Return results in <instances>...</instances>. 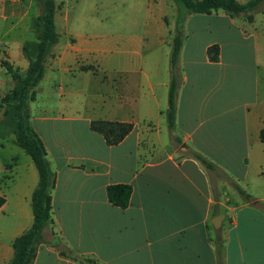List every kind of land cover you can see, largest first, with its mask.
<instances>
[{
    "label": "crops",
    "instance_id": "crops-1",
    "mask_svg": "<svg viewBox=\"0 0 264 264\" xmlns=\"http://www.w3.org/2000/svg\"><path fill=\"white\" fill-rule=\"evenodd\" d=\"M55 1L58 41L29 103L54 176L52 221L32 264H264V1L251 21L222 10L185 14L172 66V0H121L135 5L131 11L116 0H97L90 11L84 0ZM120 11L143 21L142 32L109 37L104 20L121 19ZM40 13L36 0H0V102L14 84L1 60L27 69L22 45L36 40ZM111 50L114 64L104 58ZM98 119L132 129L108 145L90 128ZM37 183L14 135L0 137V264L11 261L13 240L32 224ZM117 184L132 189L123 208L106 196Z\"/></svg>",
    "mask_w": 264,
    "mask_h": 264
},
{
    "label": "trees",
    "instance_id": "trees-1",
    "mask_svg": "<svg viewBox=\"0 0 264 264\" xmlns=\"http://www.w3.org/2000/svg\"><path fill=\"white\" fill-rule=\"evenodd\" d=\"M41 5V13L32 22L36 33V40L25 42L22 53L28 61V67L21 71L6 60H1V65L10 74L14 84L5 94L1 103L3 114L0 119V137L13 134L16 143L31 157L37 172L38 183L31 195V208L33 221L31 226L17 236L13 242V257L8 264H32L39 244L44 243L42 231L51 223V189L54 185V176L49 168L46 150L42 140L31 125L29 103L35 99V86L43 78L45 59L51 47L58 41V32L55 26V13L57 3L55 0H36ZM178 9L177 33L173 39L171 52V66L175 63L181 43L182 32L180 26L185 14H209L222 10L231 16H243L251 21L253 13L264 0H247L240 3L237 0H173ZM210 59L217 58V47L207 49ZM174 117V84L169 90V109L167 119L169 126L173 125ZM91 130L100 133L108 145L120 142L132 129L131 123L92 120ZM264 141V129L260 132ZM238 192L250 200L251 196L241 187H236ZM131 186L127 184L110 185L106 188V196L110 203L119 207H126L131 196ZM5 198L0 195V207Z\"/></svg>",
    "mask_w": 264,
    "mask_h": 264
},
{
    "label": "rangeland",
    "instance_id": "rangeland-1",
    "mask_svg": "<svg viewBox=\"0 0 264 264\" xmlns=\"http://www.w3.org/2000/svg\"><path fill=\"white\" fill-rule=\"evenodd\" d=\"M96 1L97 0H84L85 7H86L87 11H90L92 9V4H93V2H96ZM84 3H82V4H84ZM118 3L121 4L120 8L126 9L128 11H131L132 8L135 7V5H132V4H129L130 6H128V5L126 6L125 3H123L121 0H116V4H114V5H117ZM173 3H174V1H173ZM123 11H120V13L122 15L121 19H115L114 16L110 14L104 20V25H102V28H103V30H105L106 34L109 37H115L120 32H129V31H132V30H134L137 33H141L142 32V30L144 28L143 21L136 20L135 22L133 21V23H131V20L125 19L123 17L124 13L125 14L127 13V12H123ZM85 22L86 23L84 24V27H85L86 30H90V29L94 30L95 29L94 25H92L93 24L92 20H86ZM115 52L116 51L111 50V51H108V52L104 53V58L107 61H109L111 64H114L115 56L117 55V54H115ZM164 52L165 51L162 50V51L159 52V54L163 55ZM143 53H146L145 49H144ZM122 58H124V57L122 56ZM110 66L112 67V65H110ZM109 75L112 76V72H111V74H108V76ZM99 85H101V84H98V87H99ZM103 87H104V89H106L107 87H110V86H106V84H103ZM0 104H1V102H0ZM90 104H91V101H90ZM77 108L81 109V106L79 104H77ZM89 109H93V110H91V112L96 114L95 104H93V106L89 107Z\"/></svg>",
    "mask_w": 264,
    "mask_h": 264
},
{
    "label": "water",
    "instance_id": "water-1",
    "mask_svg": "<svg viewBox=\"0 0 264 264\" xmlns=\"http://www.w3.org/2000/svg\"><path fill=\"white\" fill-rule=\"evenodd\" d=\"M223 219V215H219L215 218L214 221H211L212 225L214 228H218L220 223H221V220Z\"/></svg>",
    "mask_w": 264,
    "mask_h": 264
}]
</instances>
